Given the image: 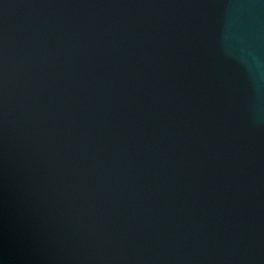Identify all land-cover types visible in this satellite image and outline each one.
Returning <instances> with one entry per match:
<instances>
[{
  "label": "water",
  "instance_id": "1",
  "mask_svg": "<svg viewBox=\"0 0 264 264\" xmlns=\"http://www.w3.org/2000/svg\"><path fill=\"white\" fill-rule=\"evenodd\" d=\"M0 264H264V0H0Z\"/></svg>",
  "mask_w": 264,
  "mask_h": 264
}]
</instances>
